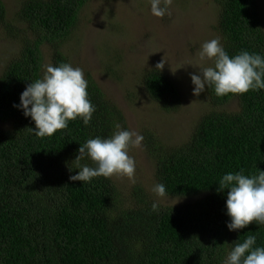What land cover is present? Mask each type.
I'll return each mask as SVG.
<instances>
[{
  "label": "trees",
  "instance_id": "obj_1",
  "mask_svg": "<svg viewBox=\"0 0 264 264\" xmlns=\"http://www.w3.org/2000/svg\"><path fill=\"white\" fill-rule=\"evenodd\" d=\"M89 1L22 0L8 20L0 1V26L20 40L0 73V264H222L234 243L248 235L264 247V225L228 230V190L218 191V180L228 172L250 176L264 170V90L218 97L207 89L214 105L236 99L238 109L205 113L182 143L145 130L153 184L163 183L166 196L194 198L180 207L162 205L139 184L125 196L112 178L69 180L78 172L80 144L110 137L116 124L128 129L90 72L84 75L96 111L88 126L77 118L38 138L34 121L13 106L27 84L42 78L45 65L70 63L67 44ZM212 1L228 54L264 56L257 0ZM115 63L111 70L118 68ZM138 84L150 100L170 109L176 88L162 71L145 70ZM81 163L94 166L87 158ZM154 201L158 212L151 210Z\"/></svg>",
  "mask_w": 264,
  "mask_h": 264
},
{
  "label": "rangeland",
  "instance_id": "obj_2",
  "mask_svg": "<svg viewBox=\"0 0 264 264\" xmlns=\"http://www.w3.org/2000/svg\"><path fill=\"white\" fill-rule=\"evenodd\" d=\"M0 1L8 20L22 0ZM257 3L264 28V0ZM217 11L212 0H173L169 14L159 18L151 14L150 0H90L82 10L78 30L68 42L66 54L73 67L91 73L106 98L122 111L129 130L142 136L145 130H150L175 145L187 139L203 114L238 109L236 99L229 104L214 105L207 87L199 96L193 95L190 73L197 69L185 65L197 61L203 42L219 38ZM18 41L12 40L0 26V73L20 47ZM162 60L163 70L157 69L176 88L170 97L169 110L150 100L138 84L142 73L156 68ZM115 62L118 68L111 70ZM205 66H212V61H206ZM129 155L136 162L134 179L111 177L122 194L127 196L130 188L139 184L162 205L180 207L194 201V198H158L152 192L154 167L143 140L140 147L129 149Z\"/></svg>",
  "mask_w": 264,
  "mask_h": 264
},
{
  "label": "clouds",
  "instance_id": "obj_3",
  "mask_svg": "<svg viewBox=\"0 0 264 264\" xmlns=\"http://www.w3.org/2000/svg\"><path fill=\"white\" fill-rule=\"evenodd\" d=\"M172 3L173 0H150L151 14L163 18L169 14ZM206 61H212V66H205ZM185 65L197 69L190 73L195 96L204 92L206 87L218 97L264 90V56L246 50L230 56L219 38L203 42L197 61ZM164 66L162 60L156 68L163 70ZM87 87L88 82L80 67H73L70 63L58 66L47 64L42 78L27 84L20 95L19 104L13 106L34 121L32 131L36 137H50L58 130L67 128L69 121L77 118L85 126L90 124L96 108L89 99ZM142 140V135L120 124L115 125L110 137L87 139L80 144L75 159L78 172L70 175L69 180L87 183L96 177L111 178L113 175L134 179L136 162L129 155V149L140 147ZM85 158L94 166L82 164ZM218 184V191L228 190L225 207L226 215L230 218L227 222L229 231L242 230L253 222L264 225V170L250 176L245 175L243 170L228 172L218 180ZM152 192L158 198L167 195L163 183L155 184ZM151 210L158 212V201L152 203ZM222 264H264V247L257 246L255 235H248L242 242L234 243Z\"/></svg>",
  "mask_w": 264,
  "mask_h": 264
}]
</instances>
